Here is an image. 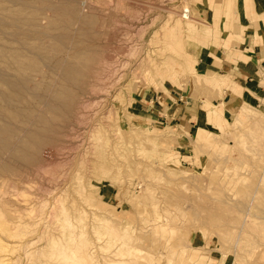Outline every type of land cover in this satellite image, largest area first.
Wrapping results in <instances>:
<instances>
[{"label":"rangeland","instance_id":"1","mask_svg":"<svg viewBox=\"0 0 264 264\" xmlns=\"http://www.w3.org/2000/svg\"><path fill=\"white\" fill-rule=\"evenodd\" d=\"M199 1L0 0V70L68 91L33 162L0 156V264H264V99L197 135L130 115L195 79Z\"/></svg>","mask_w":264,"mask_h":264},{"label":"crops","instance_id":"2","mask_svg":"<svg viewBox=\"0 0 264 264\" xmlns=\"http://www.w3.org/2000/svg\"><path fill=\"white\" fill-rule=\"evenodd\" d=\"M198 12L205 24L188 46L186 65L195 79L185 86L172 82L140 91L129 106L138 123L197 135L216 127L228 112L261 105L264 0H201ZM214 260L211 256L215 264Z\"/></svg>","mask_w":264,"mask_h":264},{"label":"bare ground","instance_id":"3","mask_svg":"<svg viewBox=\"0 0 264 264\" xmlns=\"http://www.w3.org/2000/svg\"><path fill=\"white\" fill-rule=\"evenodd\" d=\"M51 5V4H50ZM63 5V4H62ZM66 5V4H65ZM49 6V4H48ZM47 6V7H48ZM53 6V5H52ZM64 6V5H63ZM70 5H67L65 8L67 9V7ZM50 7V6H49ZM62 7V6H61ZM60 7V8H61ZM63 7V8H64ZM51 8V7H50ZM56 8V7H54ZM58 9V7L56 8V10ZM63 9H60L59 11L61 12ZM58 12V13H60ZM25 13V12H24ZM23 13V14H24ZM71 13V12H70ZM75 13V11L73 12ZM71 13V14H73ZM22 14V13H21ZM28 14V13H27ZM26 14V15H27ZM68 14V13H67ZM76 14V13H75ZM59 15V14H58ZM61 15V14H60ZM90 15V14H89ZM25 16V15H24ZM22 16V18L24 17ZM28 17V16H27ZM89 17V16H88ZM21 18V17H20ZM66 17H64L65 19ZM24 19V18H23ZM32 19V18H31ZM30 17L28 19V21H31ZM88 19V18H87ZM86 19V20H87ZM93 19V18H91ZM33 20V19H32ZM67 20H69L67 18ZM64 21V20H63ZM88 21V20H87ZM91 21V20H90ZM93 21V20H92ZM91 21V22H92ZM95 21V20H94ZM23 22V20H22ZM34 22V20H33ZM65 22V21H64ZM67 22V21H66ZM69 22V21H68ZM30 23V22H29ZM19 24V23H18ZM26 24V23H24ZM88 25V23H87ZM17 26V25H16ZM67 26V25H66ZM86 26V25H85ZM23 29V28H22ZM25 29V28H24ZM23 29V30H24ZM15 30V29H14ZM68 30V29H67ZM68 33V32H67ZM20 34V33H19ZM66 35V33H65ZM64 35V37H65ZM68 35V34H67ZM66 35V36H67ZM62 36V35H61ZM18 37V36H17ZM60 38V37H59ZM22 43V42H21ZM86 44V43H85ZM88 45V44H87ZM25 46V45H24ZM23 47V46H22ZM36 47V46H35ZM87 47V46H86ZM24 48V47H23ZM26 48V46H25ZM61 48V47H60ZM59 48V49H60ZM88 48V47H87ZM38 49V46H37ZM85 49V48H84ZM25 51V50H24ZM27 51V49H26ZM30 53V51H28ZM36 52V51H34ZM33 52V53H34ZM23 53V52H22ZM32 53V54H33ZM0 54H4V53H0ZM9 54V53H8ZM31 54V55H32ZM24 55V54H23ZM36 54H33V56H35ZM53 55V54H52ZM1 56V55H0ZM4 56V55H3ZM9 56V55H8ZM26 56V55H25ZM38 56V55H37ZM65 56V55H64ZM63 56V58H64ZM89 56V55H88ZM31 57V60H33L34 58ZM55 57V56H54ZM61 57V56H60ZM86 57V56H85ZM90 57V56H89ZM19 58V57H18ZM43 58V56H42ZM52 58V57H50ZM58 58V57H57ZM87 58V57H86ZM53 59V58H52ZM81 59V58H80ZM23 60V59H22ZM29 60V61H31ZM35 60V59H34ZM43 60V59H42ZM63 60V59H62ZM56 61V60H55ZM84 62V60H82ZM81 61V62H82ZM65 62V61H64ZM74 62V61H73ZM24 64V63H23ZM54 64V63H53ZM62 64V62L60 63ZM30 65V64H29ZM63 65V64H62ZM61 65V66H62ZM82 65V64H81ZM32 66V65H31ZM55 66V64H54ZM53 66V67H54ZM85 66V65H84ZM34 67V66H33ZM57 65L54 67L56 68ZM87 67V66H86ZM23 68V67H22ZM40 68V67H39ZM59 68V67H58ZM57 68V69H58ZM84 68V67H83ZM41 69V68H40ZM44 69V68H43ZM62 69V68H61ZM60 69V70H61ZM88 69V68H87ZM21 70L23 69H19V72H21ZM36 69L34 68V71ZM59 70V71H60ZM63 70V74L61 76L62 81L64 82H68L70 80H74L76 77V74L81 72V69L79 67H75L72 64H67L64 66ZM32 71V70H31ZM6 71H1L0 70V86H5L6 90L0 89V120L3 121V123H0V156H2L4 153H8L11 154L14 158H21V162H22V158L25 159L24 161L26 162L27 160H31L34 155H35V151H37V148H39V145L42 143L43 138L46 137L47 133L49 132V130L52 128V120L53 117H48L47 116V112H56L57 110H59L60 108H66L67 104L66 103V99L65 101H63V99L65 97H67V89H55L53 90L52 94H51V98L48 99L46 92H50V87L46 86L44 87V93L40 92L39 86L38 84L35 85L33 88H28V81H31L32 77H30L28 74H22L19 73L17 74V76L15 75V77H12L14 73L12 74H6ZM39 72V71H38ZM84 74H86L85 70L83 71ZM83 74V75H84ZM37 75V74H35ZM84 77V76H83ZM82 78V77H81ZM80 82V81H78ZM31 84V83H30ZM61 84V83H60ZM66 84V83H65ZM34 85V84H33ZM46 85V84H45ZM41 86V85H40ZM67 86V85H66ZM68 87V86H67ZM43 89V88H42ZM71 89V87H70ZM52 90V88H51ZM71 90L69 91V96H71ZM74 95V94H73ZM46 96V97H45ZM50 96V95H48ZM75 96V95H74ZM73 96V97H74ZM48 99V100H46ZM73 99V98H72ZM31 100V101H29ZM69 100V99H68ZM67 100V101H68ZM74 100V99H73ZM75 101V100H74ZM59 102V103H57ZM70 103H72L70 101ZM68 101V104H70ZM42 104L44 105L43 109H39V106H42ZM64 105V106H63ZM62 106V107H61ZM38 112V113H37ZM57 115V113H56ZM60 115V114H59ZM59 115H57L59 117ZM62 117V115H60ZM65 116V115H64ZM52 118V119H50ZM15 121V123L17 122V124H15L16 128H13L12 126V122ZM18 121L22 122V124H31L32 128L28 129L25 134L24 137L21 138V136L19 137V130L20 129V125H18ZM54 124V123H53ZM51 126V127H50ZM55 126V124H54ZM27 127V126H25ZM23 128V127H22ZM26 129V128H25ZM55 129V127L53 128ZM52 129V130H53ZM23 130V129H22ZM22 132V131H21ZM53 132V131H52ZM95 132V131H94ZM93 132V133H94ZM203 132V131H200ZM18 133V134H17ZM17 134L19 141L17 140V143H12L11 139ZM49 134V133H48ZM52 136V135H51ZM50 137V135L48 136ZM17 139V138H16ZM45 139V138H44ZM199 141H201V139L199 138ZM44 143V142H43ZM40 149V148H39ZM8 156V155H7ZM9 157V156H8ZM1 158V157H0ZM12 158V157H11ZM10 157L8 159H11ZM37 158V157H36ZM7 160V159H6ZM19 159L17 161H20ZM37 160V159H36ZM9 161V160H7ZM6 161V162H7ZM13 161V160H12ZM16 159H14V163H15ZM27 161V162H29ZM1 162V161H0ZM26 162V163H27ZM33 162V161H30ZM9 163V162H8ZM2 164L1 168L2 170H7L10 169V164ZM19 164V163H18ZM22 164V163H21ZM14 167V166H13ZM91 182V180H90Z\"/></svg>","mask_w":264,"mask_h":264}]
</instances>
